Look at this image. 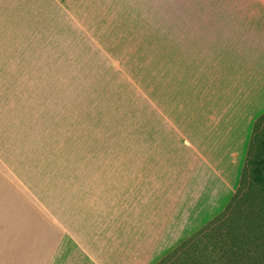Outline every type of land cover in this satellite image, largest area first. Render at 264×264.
<instances>
[{"label":"rangeland","instance_id":"obj_1","mask_svg":"<svg viewBox=\"0 0 264 264\" xmlns=\"http://www.w3.org/2000/svg\"><path fill=\"white\" fill-rule=\"evenodd\" d=\"M263 52L264 0H0V182L156 263L262 157ZM244 239L194 259L264 264Z\"/></svg>","mask_w":264,"mask_h":264},{"label":"crops","instance_id":"obj_2","mask_svg":"<svg viewBox=\"0 0 264 264\" xmlns=\"http://www.w3.org/2000/svg\"><path fill=\"white\" fill-rule=\"evenodd\" d=\"M260 93L253 106L262 108L264 90ZM251 118L254 119V113ZM170 238L163 246L172 241ZM125 239L111 236L108 229L101 227L62 222L37 210L11 184L0 182V264H150L156 261L155 242H151L153 246L148 242L141 245Z\"/></svg>","mask_w":264,"mask_h":264},{"label":"trees","instance_id":"obj_3","mask_svg":"<svg viewBox=\"0 0 264 264\" xmlns=\"http://www.w3.org/2000/svg\"><path fill=\"white\" fill-rule=\"evenodd\" d=\"M262 119L264 113L256 120L255 126ZM252 152L251 143L240 185L224 210L155 264H198L194 253L202 249L197 246V241L204 244L203 251L210 257L208 245L220 246L225 250L234 246L238 249L245 242V237L264 231V144L262 157L253 158ZM257 163H260V167ZM191 243L195 244L194 251L188 248Z\"/></svg>","mask_w":264,"mask_h":264}]
</instances>
